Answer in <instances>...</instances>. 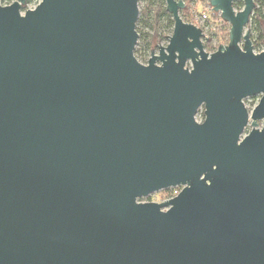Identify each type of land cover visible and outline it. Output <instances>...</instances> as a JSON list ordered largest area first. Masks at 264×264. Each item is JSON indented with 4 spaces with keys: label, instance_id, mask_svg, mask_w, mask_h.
I'll return each mask as SVG.
<instances>
[{
    "label": "water",
    "instance_id": "95a60500",
    "mask_svg": "<svg viewBox=\"0 0 264 264\" xmlns=\"http://www.w3.org/2000/svg\"><path fill=\"white\" fill-rule=\"evenodd\" d=\"M138 2L0 4V264H264L254 1L209 0L230 26L209 54L183 1L164 0L172 36L146 65Z\"/></svg>",
    "mask_w": 264,
    "mask_h": 264
},
{
    "label": "trees",
    "instance_id": "16d2710c",
    "mask_svg": "<svg viewBox=\"0 0 264 264\" xmlns=\"http://www.w3.org/2000/svg\"><path fill=\"white\" fill-rule=\"evenodd\" d=\"M14 0H0V4L3 6L10 5ZM144 6L139 12V21L136 25V32L138 34L139 47L145 52H150L155 44L164 40L165 36L161 34L162 21L166 22L167 28L173 27L172 17L166 12L164 0H143ZM184 4H195L198 0H181ZM202 2L204 0H201ZM255 8L249 19L248 28H252L255 34V38L251 37L253 49L260 51L264 46V0H253ZM29 2H31L29 0ZM187 5L185 9L180 12V17L183 22L192 24L187 18ZM244 5L242 1L234 3L233 8L236 11H241ZM200 12H198L199 14ZM209 19L206 25L210 27L208 41L204 43V50L207 53L215 51L214 42L225 40L229 36V26L225 22L218 19L217 22H211ZM144 29H147V33H144ZM219 47V46H218Z\"/></svg>",
    "mask_w": 264,
    "mask_h": 264
},
{
    "label": "rangeland",
    "instance_id": "374dc122",
    "mask_svg": "<svg viewBox=\"0 0 264 264\" xmlns=\"http://www.w3.org/2000/svg\"><path fill=\"white\" fill-rule=\"evenodd\" d=\"M31 2H29V0H26V4L25 6L22 8L21 12L22 14H24V12L29 11V10H34L41 2V0H30ZM187 5V4H185ZM7 6V5H6ZM144 6V1L143 0H139L138 2V9L139 12L141 10V8ZM194 11L198 12H204L207 14L208 19L210 21V25L213 26L211 24V22H217L218 19L220 18L219 14H214L212 12V10L209 7V0H204L203 2L201 0H198V2H196L194 5L193 4H189L187 5V18L188 21L192 23V25L196 26V27H201L202 24L199 22V20L197 19V17H194L193 13ZM139 21V18H138ZM137 21V24H138ZM136 24V25H137ZM162 25V29H161V34H163L165 36L164 40L159 41L157 44H155V46L153 47V49L150 52H145L142 48L139 47V40L137 41V45L135 47V51H134V56L137 59V61L142 64V65H146L148 60L151 57V53L153 51L154 55H158V47H166L168 44V38H170L172 36V31H173V27L172 28H167L166 26V22L162 21L161 23ZM229 26V25H228ZM230 27V26H229ZM230 30V28H229ZM249 30L250 33V38H255V34L252 28H248V26L246 27V31ZM144 33H147V29H144ZM206 37L209 36V32L204 34ZM229 37V36H228ZM228 37L225 40H221V41H216L214 42V47L215 51L217 50L218 46H227L228 44ZM214 51V52H215ZM262 51H264V46L261 48L260 51L254 50L255 54H259ZM212 52V53H214ZM211 54V53H209ZM260 96L259 97H255V98H248L246 100H244V106L247 109V111L249 113H251L253 111V109L258 105ZM195 121L199 124L203 123L204 121V109L203 107L201 109L198 110L196 116H195ZM259 128H261V123H259ZM251 131V127H248L245 134H247L248 132ZM182 190V187H178V188H174V189H169V190H165V191H161L155 194H152L151 196L141 199L139 202L140 203H156V204H161L165 201H168L170 199H172L175 195H178Z\"/></svg>",
    "mask_w": 264,
    "mask_h": 264
},
{
    "label": "built area",
    "instance_id": "2783aa9c",
    "mask_svg": "<svg viewBox=\"0 0 264 264\" xmlns=\"http://www.w3.org/2000/svg\"><path fill=\"white\" fill-rule=\"evenodd\" d=\"M193 15H194V17H197V19L199 20V22L202 24V26L201 27H198V28H200L203 31L204 34H205V31L207 33L209 31V29H210V27L208 25H206L207 20H208L207 14L204 13V12H202V13L200 12L198 14L196 11H194ZM176 196L177 195H175L174 197H176Z\"/></svg>",
    "mask_w": 264,
    "mask_h": 264
},
{
    "label": "flooded vegetation",
    "instance_id": "af4514ba",
    "mask_svg": "<svg viewBox=\"0 0 264 264\" xmlns=\"http://www.w3.org/2000/svg\"><path fill=\"white\" fill-rule=\"evenodd\" d=\"M259 123H261V122H259ZM259 123H258V124H259ZM248 127H250V123H249V126H248ZM248 127H247V128H248ZM247 128H246V130H247ZM245 132H246V131H245ZM248 133H249V132H248ZM248 133H247V134H248ZM247 134H244V135H247Z\"/></svg>",
    "mask_w": 264,
    "mask_h": 264
}]
</instances>
